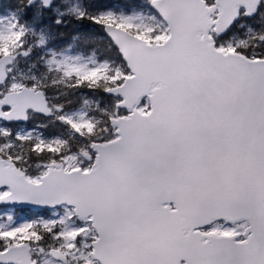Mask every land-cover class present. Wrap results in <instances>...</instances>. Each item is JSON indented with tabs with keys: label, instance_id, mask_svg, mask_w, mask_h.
<instances>
[{
	"label": "snow or ice",
	"instance_id": "1",
	"mask_svg": "<svg viewBox=\"0 0 264 264\" xmlns=\"http://www.w3.org/2000/svg\"><path fill=\"white\" fill-rule=\"evenodd\" d=\"M0 264H264V0H0Z\"/></svg>",
	"mask_w": 264,
	"mask_h": 264
}]
</instances>
